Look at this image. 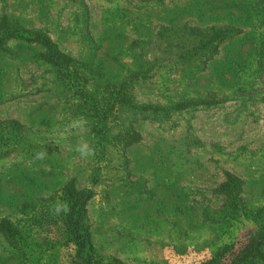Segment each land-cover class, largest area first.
<instances>
[{
    "label": "rangeland",
    "instance_id": "374dc122",
    "mask_svg": "<svg viewBox=\"0 0 264 264\" xmlns=\"http://www.w3.org/2000/svg\"><path fill=\"white\" fill-rule=\"evenodd\" d=\"M224 172L263 213L264 0H0V264H78L68 181L93 264H200L250 223Z\"/></svg>",
    "mask_w": 264,
    "mask_h": 264
},
{
    "label": "trees",
    "instance_id": "16d2710c",
    "mask_svg": "<svg viewBox=\"0 0 264 264\" xmlns=\"http://www.w3.org/2000/svg\"><path fill=\"white\" fill-rule=\"evenodd\" d=\"M37 38L41 46L48 52V61L57 65L62 59L64 62L65 55L56 49L54 43L47 36L40 34ZM223 177V181L217 187L218 193L230 204V209L236 218L243 215L248 218V214L241 213V205H243L240 198L242 181L229 172H224ZM64 194L71 207V211L65 216L64 223L76 247V263L93 264L95 260L85 215V205L91 196V190L89 188H76L71 181H68L64 185ZM248 219L250 220L249 226L244 230L237 246L233 247L232 243L224 244L214 257L202 261L200 264H257L262 260L264 212L254 214ZM0 231L10 235L16 233L6 220L0 221Z\"/></svg>",
    "mask_w": 264,
    "mask_h": 264
},
{
    "label": "clouds",
    "instance_id": "9594fccd",
    "mask_svg": "<svg viewBox=\"0 0 264 264\" xmlns=\"http://www.w3.org/2000/svg\"><path fill=\"white\" fill-rule=\"evenodd\" d=\"M85 126V122L82 120H73L70 123L72 129H82ZM76 152L79 153L81 158L93 157L96 151L89 145L87 141H82L76 146ZM46 152H37L34 159L43 160L46 156ZM71 211V207L67 201H57L52 208L53 215L59 216L61 213L68 214Z\"/></svg>",
    "mask_w": 264,
    "mask_h": 264
}]
</instances>
